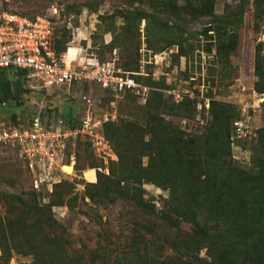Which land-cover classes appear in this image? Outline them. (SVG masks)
<instances>
[{
  "label": "rangeland",
  "instance_id": "374dc122",
  "mask_svg": "<svg viewBox=\"0 0 264 264\" xmlns=\"http://www.w3.org/2000/svg\"><path fill=\"white\" fill-rule=\"evenodd\" d=\"M235 1L215 0L213 14ZM244 2L242 20L234 35L227 38L222 35L227 26L213 20L212 13L187 14L180 0L172 5L158 0H0V12L28 18L44 16L52 23L51 48L55 54L67 48L73 54L76 49L80 56L113 63L119 72L133 78V91L116 95L92 86L90 94L93 112L107 117L105 132L109 124L125 127L129 159L144 166L148 160L158 162L163 156L154 142L150 144L153 153L138 155V138H164L148 130L143 134L140 128L148 120L154 127V122L161 120L166 131L176 130L184 142L193 141L178 155L194 161L208 159L202 141L217 127V122L211 124V101L227 105L222 130L229 129L241 108L251 114L252 107L258 119L255 123L264 128V0ZM136 8L148 9L152 15L143 20ZM218 37L228 39L226 49L216 50ZM2 75L9 76V71L4 70ZM18 91L20 99V87ZM70 92L74 98L68 100L79 116L83 105L76 99L78 92ZM63 96L56 93L53 101L58 104ZM159 101L169 107L158 110ZM4 105L11 111L17 109L16 120L25 122L27 108L17 105L13 97ZM185 107H194L189 118L183 117ZM260 129L254 138L229 150L231 164L254 170L264 165L257 140ZM109 141L114 155L106 161L96 158L86 143L69 144L71 173L50 192L42 189L34 197L12 149L0 148V264H26L33 258L30 251L38 264H139L142 259L146 264L150 257L160 259L171 253L161 238L152 236L148 206L140 212L135 201L139 189L142 200L159 211L168 189L148 180L118 182L117 178L127 171H120L114 142L111 138ZM187 151L192 154L186 156ZM23 204L40 209L43 215L36 220L23 212ZM46 223L54 225L60 236L61 243L55 247L38 229ZM27 227L33 228L29 234ZM181 228L187 230L189 226L181 223ZM155 232L161 234L160 230ZM203 253L201 250L200 255ZM47 256H51L48 262Z\"/></svg>",
  "mask_w": 264,
  "mask_h": 264
},
{
  "label": "trees",
  "instance_id": "16d2710c",
  "mask_svg": "<svg viewBox=\"0 0 264 264\" xmlns=\"http://www.w3.org/2000/svg\"><path fill=\"white\" fill-rule=\"evenodd\" d=\"M160 1L172 5L176 0H158V2ZM180 1L183 2L182 5L187 14L197 16L196 14L212 13L213 20L227 26L222 32V35L226 34V38L233 36L235 29L239 26L245 3L244 0H236L232 4L225 5L220 13L213 14L212 8L215 0ZM253 1L256 3L263 0ZM135 10L143 20L152 15V11L148 9L136 8ZM218 38L216 50L226 49L228 39L225 41L222 37ZM58 54L60 53L56 55ZM3 71H0V103L9 97H13L17 102V93L20 87L19 76L8 70L9 76L5 77L2 75ZM224 106L227 105L219 101L209 103L213 114L211 124L217 122V127L213 128L202 141V149L208 159L202 158L195 161L191 157L178 155L181 150H188L194 142H184L178 137L179 132L176 130L166 131L167 127L161 120L154 122L157 127L152 126L151 121L148 120L147 124L142 129L140 128L143 134L146 133L145 130H148V132L157 133V136L164 137L163 139L157 137L149 141H144L143 137L142 139L140 137L136 140L137 148L140 149L138 153L140 157L148 156L150 152L153 153L150 150L152 142L159 146L163 153L158 162L148 160L144 166L140 163L135 164V159L133 162L129 159V142H126L128 130L125 127H113L109 124L105 132L104 127L108 121L103 124V134L112 151L109 138L114 142L117 163L121 165L120 171H127L126 174L117 178L118 182L122 181L127 184V182L139 183L148 180L163 185L169 191L162 206L163 209L159 211H156L153 205L142 200V193L139 189L138 197L135 200L139 211L148 206L149 223H147L148 227L154 230L152 236L161 238V241L167 245V249L171 252L160 259L150 257L148 262L151 264H264V165L259 167L257 165L254 170L251 167L245 169L231 164L228 138L232 121L238 118L239 111L231 121L229 129L222 130L221 123L227 121ZM168 107L167 104L159 101L156 108L163 110ZM193 109L194 107H185L183 117L189 118ZM1 110L9 120L18 123L17 116L13 111L0 104V112ZM63 116L72 117V113L63 114ZM125 124L130 125L129 121H126ZM259 129L260 127L256 133ZM257 140L260 152L264 155V128L260 129ZM74 141L83 142L89 146L80 137L75 138ZM174 144H178V146H173ZM68 147L69 145L66 148L67 161ZM189 154L192 153L187 151L186 156ZM157 163L161 166H158ZM164 169L165 173H163ZM26 175L30 186L29 193L34 197L37 195V191L32 188L29 175L27 173ZM96 195L103 196L104 193ZM17 200L22 203L20 198ZM22 206L24 207L23 212L30 213L36 220L43 215L38 208L24 204ZM181 223L187 224L189 228L182 229ZM38 229L50 237L51 246L55 247L61 243L54 225L46 223ZM155 229L160 230L161 234L156 233ZM29 230L33 231V228L27 227L28 234ZM201 250L204 252L203 256L200 255ZM30 254L33 255V258L26 264H38L36 255L32 251ZM50 259L51 256H47L45 261L48 262ZM144 260L142 259L139 264H145ZM89 264H94V262L90 261Z\"/></svg>",
  "mask_w": 264,
  "mask_h": 264
},
{
  "label": "built area",
  "instance_id": "2783aa9c",
  "mask_svg": "<svg viewBox=\"0 0 264 264\" xmlns=\"http://www.w3.org/2000/svg\"><path fill=\"white\" fill-rule=\"evenodd\" d=\"M52 32V23L44 16L28 18L0 12V71L18 74L22 97L16 101L28 113L24 123H14L1 110L0 115H4L0 116V147L12 149L37 192H50L54 184L71 173L73 158L69 154L66 160V148L77 137L89 144L96 158L106 161L113 157L103 134L107 117L105 113L93 112L90 88L96 86L118 95L133 91L136 86L133 78L119 72L113 63L80 56L76 49L71 59L66 58L65 52L56 55L51 48ZM70 90L78 92L76 99L83 105L79 116L75 110L72 117L62 114V107L71 106L68 98H74ZM59 92L64 96L57 104L53 100ZM0 104L4 106L5 101ZM256 120L254 107L251 114L240 109L231 124L230 150L256 136ZM66 166L70 167L69 172L64 170Z\"/></svg>",
  "mask_w": 264,
  "mask_h": 264
},
{
  "label": "crops",
  "instance_id": "0c3cea01",
  "mask_svg": "<svg viewBox=\"0 0 264 264\" xmlns=\"http://www.w3.org/2000/svg\"><path fill=\"white\" fill-rule=\"evenodd\" d=\"M72 112H74V105H72L71 104V106H64V107H62V114H70V113H72Z\"/></svg>",
  "mask_w": 264,
  "mask_h": 264
},
{
  "label": "bare ground",
  "instance_id": "6f19581e",
  "mask_svg": "<svg viewBox=\"0 0 264 264\" xmlns=\"http://www.w3.org/2000/svg\"><path fill=\"white\" fill-rule=\"evenodd\" d=\"M73 54H74V51H73ZM73 54H71V52H70V51L68 50V48H67V50H66V52H65V56H66V58H67V59H71V57H72ZM69 169H70L69 166L64 167V170L67 171V172H69V171H68Z\"/></svg>",
  "mask_w": 264,
  "mask_h": 264
}]
</instances>
